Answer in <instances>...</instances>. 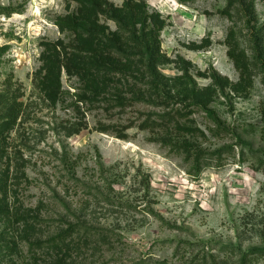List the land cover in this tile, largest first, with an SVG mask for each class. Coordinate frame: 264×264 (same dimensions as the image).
<instances>
[{
  "label": "rangeland",
  "instance_id": "rangeland-1",
  "mask_svg": "<svg viewBox=\"0 0 264 264\" xmlns=\"http://www.w3.org/2000/svg\"><path fill=\"white\" fill-rule=\"evenodd\" d=\"M10 110L0 264H52L70 225V264L264 248V0H0Z\"/></svg>",
  "mask_w": 264,
  "mask_h": 264
},
{
  "label": "trees",
  "instance_id": "trees-1",
  "mask_svg": "<svg viewBox=\"0 0 264 264\" xmlns=\"http://www.w3.org/2000/svg\"><path fill=\"white\" fill-rule=\"evenodd\" d=\"M57 25L60 26V24ZM64 67L67 70V67ZM43 69H48L46 63ZM43 69H40V71L37 72L36 86L42 89L44 88L47 93V88L45 85L48 82L47 77L49 72L47 71V73L43 75ZM67 71H69V68ZM88 93V95L84 94L83 96H79L78 101L86 105H94L95 103L101 101V99H104L102 95H97L93 92ZM48 99L51 100L49 96ZM126 101L127 98L122 93H117V97L114 99V102L121 106H123ZM10 111L11 113L5 114L4 116L0 117V136L5 135V133L8 132L9 129H12L16 121L18 120V115H13L12 110ZM70 227L71 228L61 232L60 234L45 241H38L36 244L41 250H44L51 255L57 256L58 259L55 260L52 264H70L67 261L69 254L77 249V247L80 246L82 242H85L87 240V237H89V234L85 232L83 239L76 240L75 236L79 235V233H81L80 231L82 230H76V227L72 225H70ZM80 242L81 244H79ZM196 247H199L201 252L200 255L187 264H229L231 259H233L234 257L237 258L236 264H258L261 260H264V248H254L247 251H242L241 247L237 245L219 244L218 252L214 253L215 249L213 247H210L208 243H206L205 245L198 244Z\"/></svg>",
  "mask_w": 264,
  "mask_h": 264
}]
</instances>
